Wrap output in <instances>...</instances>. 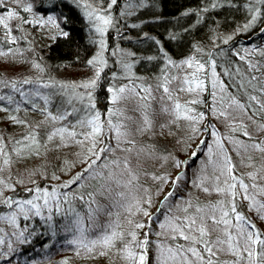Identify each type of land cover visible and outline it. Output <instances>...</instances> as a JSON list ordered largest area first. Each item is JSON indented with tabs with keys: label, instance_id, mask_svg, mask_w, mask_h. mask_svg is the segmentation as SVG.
<instances>
[{
	"label": "snow or ice",
	"instance_id": "snow-or-ice-1",
	"mask_svg": "<svg viewBox=\"0 0 264 264\" xmlns=\"http://www.w3.org/2000/svg\"><path fill=\"white\" fill-rule=\"evenodd\" d=\"M14 2L20 4L21 0ZM117 4L118 0H108L104 8L83 5L89 9L87 18L101 39L98 41L99 51L87 61V65L94 69L92 77L71 85L73 92L77 88L84 90L78 94L81 108L50 110L49 98L41 96L39 88L30 94L21 91L17 87V81L6 80L0 72V84L18 92L25 98L24 103H31L28 100L29 95L38 96L44 101L43 107L31 103V108L44 117L36 126L17 115L8 117L14 125H22L29 131L15 141L18 147L13 149V153L6 151L8 145L0 136V160L3 166L11 167L13 163L25 162L32 156L40 157L47 152H60L67 148L79 149L74 153L77 159L75 162L64 159L60 171L67 175L77 164L81 165L80 170L66 180H62L55 171L45 174L47 169L44 165L40 167L45 168V171H40V168L29 170V179L33 186L25 189L32 194L27 199L4 196V191L0 189L2 203L11 210L0 215V222L18 229L19 231H13L11 235L19 244H27L36 232L33 230L25 235L28 226L21 229L19 220L39 218L52 237L57 235V228L64 233H71L72 238L66 243L75 246L78 256L82 252L89 258L115 253L125 264H149L150 250L151 264H264V230L257 227L255 222H264V137L253 136L244 119L246 117L256 125L258 132L264 133V51L258 52L261 60L250 58L258 51L255 47L250 50L243 49V55L241 51H234V55L244 61L247 71H242L239 67L233 68L229 61L230 66L221 73L217 72V62L212 58V52L207 53L208 59L189 55L177 62L161 46L166 64L161 74L154 78L155 84L143 80L137 83L140 78H134L133 65L122 60L120 66L127 73L123 78L128 82L118 86L110 84L106 88L110 94L108 102L111 107L101 113L96 108L94 90L99 86L107 67L104 53L108 51V46L104 37L109 28L114 26L110 10ZM225 4L235 6L232 0H209V5L200 11L207 12ZM255 4L264 5V0H255ZM140 6H144L143 0ZM243 7L249 12L248 22L238 28L237 33L249 30L264 13L260 7L250 4ZM0 8H6V0H0ZM22 11L33 13L32 4L28 3ZM126 14L128 13L120 12L121 16ZM13 19L22 22L17 25V30H22L23 24L38 27L51 25L57 29L60 27L53 15H47L46 18L38 15L29 20L14 9L6 10V15L0 13V26L5 29V37L10 44L17 43V37L12 35L13 29L9 24ZM200 22L198 17L196 23ZM60 35L67 38L69 32L60 30ZM144 35L148 36L147 33ZM170 35L172 39L177 38L174 34ZM148 38L160 45V41L154 37ZM232 38L229 35L222 38L221 42L227 44ZM193 50L197 53L203 52L196 45H193ZM10 52L11 48L7 52L0 51V56H7ZM112 54L115 55V52ZM127 55L134 57L135 53ZM217 55L224 53L221 51ZM147 59L152 60L155 57L149 56ZM33 67L39 69L41 65L36 63ZM171 68L180 71L170 74ZM223 77H228L230 83H226ZM112 78L116 79L115 73ZM22 83L32 84L33 81L24 79ZM173 84L175 88L172 87ZM42 86L50 87L49 84ZM61 87L67 90L68 86ZM155 92L160 93L159 112L167 118L160 123L154 119L156 113L152 107V101L157 99ZM181 93L190 98L182 103ZM204 94H207L209 100L203 98ZM5 99L13 102L11 95H0V101ZM67 104L71 105L72 99H68ZM199 106L205 107L207 114L199 110ZM0 111L8 112L9 109L0 107ZM14 111H20L19 103ZM209 115L223 120L230 132H239L244 139L222 136L216 126L209 122L204 131L213 138L212 144L206 145L202 139L197 145V148L201 145L206 147L208 160L194 173V178L187 176L188 161L171 156V153L169 156L173 166L179 170L177 175L157 176L147 171L145 162L160 157L157 156L154 144L142 143L137 137L170 135L171 125L185 121L192 130L189 139L194 140L201 134L199 125ZM257 116L260 117L259 120L256 119ZM69 117H74V120H69ZM45 122L49 123V128L45 141L41 144L38 129ZM57 124L60 126H55ZM226 142L231 145V151ZM41 148L46 151L42 153ZM232 152L238 157L235 163ZM13 154L15 161L12 159ZM196 157L197 152L193 151L190 159ZM163 159L167 160L168 157ZM0 171H3L2 167ZM37 175L45 181L43 186L32 178ZM141 175L172 185V189L161 201L163 220H156L159 230L152 228L155 219L150 211L153 205L152 196L149 189L140 183ZM49 180L60 183L50 184ZM185 182L203 194L204 199L192 192L177 195ZM17 183L23 184L24 181L18 180ZM0 186L12 192L16 190L13 184L6 183L3 179H0ZM162 191L161 187L156 194ZM77 201L83 206V211L77 209ZM121 209L127 214L125 219L130 225L129 228H124L120 221ZM136 214L147 218V222L130 218ZM56 217H60L59 222ZM101 218H104L103 223L100 222ZM145 229L148 230L144 231ZM0 233H4L3 228H0ZM5 243L0 235V245ZM48 246L44 245L45 248ZM17 251L10 243L7 244V251L0 247V261L3 264H13L15 256L10 253ZM63 264H68L67 260Z\"/></svg>",
	"mask_w": 264,
	"mask_h": 264
},
{
	"label": "trees",
	"instance_id": "trees-1",
	"mask_svg": "<svg viewBox=\"0 0 264 264\" xmlns=\"http://www.w3.org/2000/svg\"><path fill=\"white\" fill-rule=\"evenodd\" d=\"M105 1V0H103ZM28 3L33 6V13H24L22 8ZM145 6L140 12L138 20L142 16L148 22L147 27L141 28L139 31L136 27H132V34L136 35L134 38L129 39L127 44L129 46H135L137 41H141L143 36L141 33H147V37H154L155 40L160 41V45H157L154 40L150 44L149 49L141 54L136 53V59H142L138 66H135V70L139 74L144 75H160L161 70L166 64V60L163 58V53L161 52V46L163 51H166L168 55L174 61H181L187 58L189 55L196 56L200 59H208V52H212V58L216 59L217 62V72H223L225 68H228L229 61L233 68L239 67L242 71H247L244 61H240L234 51H241L243 55V49H251L255 47L257 50L259 48H264V31H262V23L264 22V13L262 17L249 28L247 31H240L237 33L238 28L248 22L249 12L243 7L245 4H250V6L260 7L264 10V5L255 4V0H232L230 6L225 4L217 9H210L207 12L200 11L202 8L209 5V0H144ZM16 10L23 17L29 20L36 18L38 15H43L45 18L47 15H53L56 17L57 22L60 27L59 30H48V27H38L31 26L27 24L22 25V30H17V25L22 24L21 21L13 19L9 22L10 27L13 29L12 35L17 37L16 44H10L7 42V37H5V29L0 26V51L7 52L9 48L12 49L7 56H0V72L3 73L6 80L17 81V87L26 93H32L37 88L40 89L41 96H47L49 98L48 107L50 110H55L56 108L61 109H71L81 108V104L78 102L77 96L73 95L68 90L61 87L60 84H51V81L57 76L64 77V73L70 70L76 73L88 68L87 61L92 57L95 49L96 34L94 32L92 23L87 18V13L83 9L82 5L78 0H21L20 4L14 2V0H6V8H0V13L6 15V10ZM189 12V15H183V13ZM200 18L201 22L196 23L197 18ZM135 22V21H133ZM188 28V31H185ZM60 30L69 32L67 38L60 35ZM170 34H174L177 38L172 39ZM231 35L233 38L229 40L227 44L221 42L222 38H227ZM53 37L55 39H53ZM219 37V38H218ZM96 41V43H93ZM193 45L199 46L203 49V52L197 53L193 50ZM217 45L219 47H217ZM223 51L224 55H217V53ZM155 57V59L148 60L147 57ZM250 58L252 60H261L262 58L257 53L253 54ZM139 61V60H138ZM40 64L41 68L33 67L34 64ZM144 63L153 64L152 69H145ZM173 71V68L169 69V73ZM191 71V70H186ZM264 71V69H262ZM226 83H230L228 77H223ZM24 79H30L33 81L32 84H23ZM59 79V78H58ZM43 84H49L50 87L44 88ZM98 91L96 93V108L104 113L108 109L109 93H107L106 88L109 86L107 83L106 73H103L102 79L100 81ZM54 93H59L56 95ZM183 94V93H182ZM0 95L13 97V102L7 101V99L0 101V107H7L8 112L15 110L17 103L21 109L19 111L20 118L22 120L28 121L29 124L36 126L40 121L44 119L42 114L33 110L31 108V103H35L39 107L44 106V101L38 96H28V100L31 103H24V97H21L18 92L13 91L11 87L5 88L0 84ZM73 97H76L73 99ZM190 97L185 94L184 99H189ZM206 101L209 100L207 94L203 97ZM72 99V104H67V100ZM184 102V101H183ZM27 108L29 112H27ZM199 110L205 111L207 114V109L203 106H199ZM7 112L0 111V136L3 137L4 143L8 145L6 151L13 153L12 150L15 148V141L20 137L17 133L10 128V121L7 119ZM157 116V111H155ZM5 114V115H4ZM82 115V113H79ZM210 117V118H209ZM257 120L260 119L259 116L256 117ZM69 120H74V117H69ZM207 121V122H206ZM217 122L213 116H208V118L199 125L201 134L198 135L194 140L189 139L192 135V130L188 126V123L182 121L180 126L183 125V136L188 139V146L195 148V143H200V138L203 135L204 125L214 124ZM64 123H67L65 121ZM59 127L60 125H55ZM21 135L29 131L28 128L20 125ZM49 128V123L45 122L42 124L39 131V139L41 144L45 141L46 131ZM78 130H80L78 128ZM19 136V137H18ZM205 140V144L208 145L212 137L209 133L202 138ZM201 139V140H202ZM149 141L150 144H154L157 151L161 148L159 145V140ZM51 147V144L48 146ZM200 148H202L200 146ZM206 148V147H205ZM46 151L42 148L41 152ZM79 151L78 148H67L60 152H47L46 155H41L40 157L33 156L32 161L26 164H16L13 163L11 167L3 166L2 160H0V167L3 171H0V179H3L6 183L13 184L15 186V192L3 188L0 189L4 191V196H13L17 199H27L31 197V193L27 192L25 189L30 188L33 185L29 179V170L40 168V171H45V168L40 167L41 165L46 166V173L49 174L53 171L57 175L61 176L62 180L67 179L68 173L65 175L60 171L62 167V161L66 159V154L68 152L74 153ZM202 152V150H201ZM179 158L180 155L178 151L168 152V159L162 164L161 167L154 168L150 172V165L144 166L150 174H155L157 176L169 175L173 167V162L171 156ZM198 154V152H197ZM68 157L67 159H69ZM181 158V157H180ZM12 159L15 161V156L12 155ZM193 159V158H192ZM238 160V157H236ZM196 161L194 160L189 164V167H194ZM81 165L77 164L72 170L73 175L75 172L80 170ZM167 172V174H165ZM36 179L38 183L42 186L45 184L44 180H41L39 175L32 177ZM18 180H23L24 183H17ZM159 182L149 178H141L140 183L144 185L145 188L149 189V194L152 196L153 205L150 211L154 214L155 219L152 222V228L159 230L157 227L156 220L160 215L163 214V209L161 208V199L158 198L156 191L159 189ZM50 184H58L60 181L49 180ZM188 190V187H185ZM185 190V191H186ZM76 207L78 210L83 211V206L79 201L76 202ZM10 209H8L3 203L2 198H0V215L7 214ZM121 216L120 221L124 228H129L130 225L127 224L125 217L127 216L123 210H120ZM251 214V213H250ZM253 215V214H251ZM133 220H139L147 222V218L136 214L130 217ZM255 220V217L253 216ZM57 222H59L60 217H56ZM101 223L104 222V218H101ZM257 227L263 230L262 221H255ZM20 228L23 229L25 225L28 226L25 235L28 232L35 230L36 235L30 238L31 242L27 244H19L14 236L11 235L13 231H19L18 229H13L9 225L0 222V228L4 229V233H0L5 240V245H0L7 251V244H11L14 249L18 251L15 253H10L14 255L15 259L13 264H63V261L67 260L68 264H125L124 261L120 259L115 253H110L108 256H95L89 258L87 254L81 253V255L76 254L75 246L66 243L68 239L72 238L71 233H64L61 229L57 228V235L52 237L42 226V221L39 218H33L30 221H25L23 219L19 220ZM145 229L144 231H147ZM43 233V235H41ZM142 236V233H141ZM155 239V237H153ZM45 244L49 246L44 247ZM119 247V244L117 245ZM3 264V261H0ZM151 264V250H150V262Z\"/></svg>",
	"mask_w": 264,
	"mask_h": 264
},
{
	"label": "rangeland",
	"instance_id": "rangeland-1",
	"mask_svg": "<svg viewBox=\"0 0 264 264\" xmlns=\"http://www.w3.org/2000/svg\"><path fill=\"white\" fill-rule=\"evenodd\" d=\"M78 1L82 5V7H83L84 4H90L94 8H96V7L104 8L108 4V0H105V1H103V0H78ZM140 4H141V0H118V4L116 6H113L112 9L110 10L111 11V15L113 17L114 26L109 28L106 36L104 37V39L107 42V46H108V51H106L104 53V56L107 59V67H105L104 73H106L107 83L109 84V86H110V84L118 86L120 84L128 82L127 80H125L123 78L125 75H127V73H125L124 70L120 66V62L122 60L127 61L128 63H131L133 65L132 73L134 74V78L135 77L140 78L139 80L136 81L137 83H139L141 80H143L146 83L155 84V79L154 78L159 76V75L152 76V75H147V74L146 75L139 74L135 70V66H138V64H140L139 62L142 61V59H136V53L137 52H139L141 54L145 53L149 49L150 44H152V40L149 39L148 37H146L144 35V33L143 34L141 33L140 36H143V39L141 41H137L135 46H129L127 44V41L129 39H132V38H134L136 36V35L132 34V25L133 24L139 25L136 28L139 29V31H140V30H142L141 28L147 27L148 22H149L145 18H142V16L140 17L139 21H137L139 15H140V12L143 9L140 6ZM125 5H128V7H125ZM143 5L145 6L144 0H143ZM83 9L86 11V13L89 10V9H86L85 7H83ZM122 11L126 12L128 14H126L124 16H121L120 12H122ZM133 21H135V22H133ZM46 27H48L47 29L51 30V31L52 30H54V31L59 30V29H57V28H55L54 26H51V25H48ZM262 29H264V22L262 23ZM94 32H95V30H94ZM95 34H96L97 43L95 45V49H94V52L92 54V57L95 55L96 52L99 51L98 41L101 39V37H100V35L98 33L95 32ZM259 51H264V48H259L258 52ZM113 52H115V55L112 54ZM127 53H135V56L134 57L133 56H129V55H127ZM143 65H144L143 68H145L146 70L151 68L152 69L151 72L153 73L154 69H153V64L152 63H144ZM178 71H180V70L173 68V71L170 72V74L171 73H176ZM93 73H94V69L91 66L88 65V68L83 69V70H81V71H79L77 73L75 71H73V70H70L69 72L64 73V77H61V76H57V78L55 77L54 80L51 81V84H53V85L60 84L61 86L62 85L68 86L67 90L70 91L71 93H73V95L77 96V98H78V94L83 92L84 90L77 88L75 90V92H73L72 89H71V85L87 81L90 77H92ZM113 73L116 74V79L112 78V74ZM101 79H102V76H101ZM99 85H101L100 82H99ZM172 87L175 88V84H173ZM62 88H64V87H62ZM98 88H99V86L94 90V97H95L96 106H97L96 93L98 91ZM154 94L157 97L156 100L152 101L153 110L157 111V116H154V119L156 120L157 123H160V122L164 121L167 118L164 115L160 114V112H159L158 99H159L160 93L159 92H155ZM108 95L110 96V94H108ZM184 96H185L184 93L180 94V98H181V102L182 103L184 101L183 100ZM108 106L111 107L109 102H108ZM20 109H21V106H20ZM29 110L27 108V112H29ZM6 114L8 115L7 119H8V117L10 115H17L20 118L19 112H16L14 110L11 111V112H7ZM244 119H245V123H247L249 125L248 131L250 133H252L253 136H255V137H264V133H260V132L257 131V128H256L255 124H253L251 121H248L246 117ZM181 123H182V121H179L177 124L171 125L170 131H171L172 134H170V135L166 134L163 137L157 135V136L151 137V138H149V137H137V139L139 141H141L142 143L146 142L148 144H150L149 141H153V140H156V139L159 140L158 143H159L161 148L159 149L160 151L156 150V152H157V156H159L160 158L159 159L147 160L145 162V164H144V166H146V165L149 166L150 165L149 166L150 167L149 168L150 172L154 168H156V170H157V168L161 167L162 164L165 163L166 160H164L163 157H168L167 153L170 152L171 150H172V152L173 151H178V154L181 157V158L179 157L178 159L183 160V161H188L187 169H186V173H187L188 177L194 178V173H197L199 171L202 163L206 162L208 160V153H207V149L205 148V146L201 145L202 148H200V147L197 148V145L200 144V143L198 144V142L195 143V148L192 147V146H188L189 142H188L187 137L185 139L183 134L181 135V133L178 132V129H179L180 132L183 133V125L180 126ZM205 125H207V124L205 123ZM215 126H216V129L222 134V136H231V137H237L239 139H244V137H242L239 132H236V133L230 132L228 127L226 126V124H225V122L223 120H217V122L215 123ZM10 128L14 132V135H16L17 133L19 134L20 137L18 136L19 138L17 140L22 138V135L20 133V131H21L20 125H14L10 121ZM202 133H203V135L201 136L200 140L208 132H205L203 130ZM212 139L210 140L208 145L212 144ZM226 146L229 147V150L231 151V145H227V142H226ZM15 147H18V145L15 144ZM41 150H42V148H41ZM201 150H202V152H201ZM193 151L198 152L197 157L193 158V159H190L191 153ZM12 152H13V150H12ZM74 153L68 152L66 154V159L68 157H70L67 160L75 162L77 157L74 155ZM32 157L29 160L25 161V162L16 163V164L29 163V161L33 160ZM236 157H237V155L235 154V152H232V158H233V162L234 163L237 162ZM15 160H16V157H15ZM194 160L196 161L195 166L194 167H189V164L192 163ZM152 166L154 168H152ZM170 169L172 170V172L169 175L172 176V177L177 175L178 172H179V170L175 169L174 166L172 168H170ZM247 170H249V169H241V171H247ZM71 172H69L70 174H68L66 176L67 179L71 175H73V173H71ZM165 174H167V172H165ZM149 177L150 176L146 177L144 175H141V178H149ZM161 187L163 188V191L158 194V198H160L161 201H162L164 199V195H166V193L172 189V185H171V183L165 184L164 182H159V188H161ZM185 187H188V190H186ZM185 192H192L193 195H199L202 200L204 199L203 194H201V193L197 192L196 190L192 189L187 184V182H185L183 184L181 190H178L177 195H183ZM156 193H157V191H156ZM174 201H175V198H173L172 202H174ZM249 215H251V214L249 213ZM158 220H161V221L163 220V214L159 216ZM259 225H261V226L263 225V230H264V222H262V224H259Z\"/></svg>",
	"mask_w": 264,
	"mask_h": 264
}]
</instances>
